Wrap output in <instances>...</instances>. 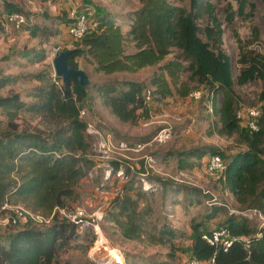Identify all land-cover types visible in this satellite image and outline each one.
I'll return each mask as SVG.
<instances>
[{"label":"trees","instance_id":"1","mask_svg":"<svg viewBox=\"0 0 264 264\" xmlns=\"http://www.w3.org/2000/svg\"><path fill=\"white\" fill-rule=\"evenodd\" d=\"M138 1L140 7L127 15L130 25L126 33L121 31L114 14L106 11L92 14L96 26L69 41L68 49L72 51L67 57L68 65L83 69L77 61L81 58L93 72L103 74L134 73L156 66L147 84L124 79L94 85L101 103L121 122L147 119L149 101L171 96L184 98L198 85L207 87L214 116L209 133L235 136L244 148L224 159L222 151L211 147L179 151L175 154L177 167L191 168L206 154L218 155L224 163L217 177L219 188L228 191L241 208L264 214V55L240 48L238 70L233 75L230 57L222 48L221 22L210 0H187V9L166 0ZM234 2L238 14L248 4L247 0ZM0 11L23 13L11 0H0ZM232 12L228 5L225 15L228 24L232 22ZM63 14L65 28L70 19L67 11ZM203 15L207 22L199 27L197 20ZM126 42L132 43L131 51L126 50ZM172 47L179 50V55L166 59ZM42 58L38 52L30 61ZM32 79L37 84L25 93L28 101H23L17 92L0 96V110L6 117L5 127L0 130V207L6 204L47 216L54 207L72 206L77 198V183L94 165L87 124L79 115L87 91L72 77L62 82L51 71L36 72ZM10 80L0 77V87ZM247 84L258 86L256 102L260 115L255 132L236 118V111L243 105L235 109L233 87ZM19 113L37 116L39 120L30 128L18 129L15 119ZM184 189L176 185L173 192H198L192 189L186 193ZM137 200L124 194L112 207L115 211L111 220L126 239L137 240L141 236L144 215L137 209ZM217 210L213 206L206 217L212 218ZM0 212L12 214L9 209ZM10 227V231L0 234V264H60L58 254L79 245L80 233L90 228L77 231L75 225L56 215L47 224L30 221ZM222 227L232 237L245 240L234 239L226 250H215L201 239L203 230L195 223L191 227L190 258L211 260L210 264H264V227L255 230L248 218L235 214L226 217ZM92 240L83 245L84 249L89 248Z\"/></svg>","mask_w":264,"mask_h":264},{"label":"rangeland","instance_id":"2","mask_svg":"<svg viewBox=\"0 0 264 264\" xmlns=\"http://www.w3.org/2000/svg\"><path fill=\"white\" fill-rule=\"evenodd\" d=\"M26 17V24L19 30H5L0 25V77L11 80L0 87V96L17 92L23 101L25 93L37 82L32 74L52 71L48 52L52 45L60 50L69 44L63 11L87 10L91 15L102 11L114 14L121 31L126 33L130 25L129 13L140 7L138 0H11ZM170 4L188 8L187 0H166ZM55 4L52 10L47 3ZM221 22L222 48L231 60L232 74L238 70L236 63L240 48L253 49L264 55V2L247 0L241 14L236 11L234 0H210ZM233 11L231 23L225 20L226 8ZM207 22L205 15L197 20L199 27ZM202 37V36H201ZM131 51L132 43L126 42ZM165 57L179 55L170 48ZM42 53L39 61H30L35 53ZM86 73L88 84L81 118L86 122L89 153L94 165L76 185L77 198L72 206L84 210L85 219L97 222V231L88 226L80 233V246L70 247L58 254L60 264H186L190 258L192 224L198 223L202 233L222 226L230 214L248 218L256 230L264 227V214L251 208H241L232 195L217 184L218 174L205 172L208 154L195 161L191 168L180 169L176 164V152L194 148L211 147L229 157L244 146L235 136L225 137L209 133L214 116L208 102L209 90L198 85L188 96L166 97L162 101H149V116L135 123L121 122L101 103L95 84L111 80L145 82L156 66L144 67L134 73L93 72L91 66L77 58ZM195 86V84H194ZM147 88H151L147 85ZM236 106H258L256 84L234 86ZM197 92L198 95L192 94ZM217 99H221L217 96ZM39 117L19 113L15 122L18 129L36 125ZM6 117L0 110V130ZM43 127L41 124H38ZM185 187L187 193L173 192L174 186ZM126 194L137 198V209L144 218L141 236L137 240L123 238L111 220L116 199ZM187 195V196H186ZM213 206L218 210L212 218L206 217ZM7 212H0V234L11 230L4 221ZM99 215V219H94ZM82 231V230H80ZM103 246L112 249L108 256L103 248L92 251L98 235ZM85 235V236H84ZM93 238L88 249L83 245ZM101 251V252H100Z\"/></svg>","mask_w":264,"mask_h":264},{"label":"built area","instance_id":"3","mask_svg":"<svg viewBox=\"0 0 264 264\" xmlns=\"http://www.w3.org/2000/svg\"><path fill=\"white\" fill-rule=\"evenodd\" d=\"M46 1V0H44ZM47 5L55 10V4L47 3ZM67 18L70 19L68 25H66V32L70 39L79 38L86 30L94 28L96 26L95 21L92 16L87 11L76 12L74 9H67ZM26 24V17L21 12H5L1 11L0 14V25L5 30H19L23 25ZM60 50L58 45H52L49 49L48 55L52 59ZM192 94L198 95L197 92ZM83 114V110H80L79 115ZM260 111L257 107L240 106L236 111V118L240 121L241 125L250 131H257L259 128L258 117ZM205 172L210 174H219L224 168V163L218 155H209L206 159L205 165L203 166ZM2 209H9L12 214H8L4 217V221L7 225L17 227L28 222H33L36 224H47L52 215H56L60 219H63L69 223L76 226V230L80 231L84 227L93 226L94 230L97 231V222L91 224V222L85 219L84 210L78 206L69 207H54L51 213L47 216L29 213L19 207H10L3 204L0 207ZM99 219V215H96L94 219ZM201 239L208 245L214 247L215 250H226L234 239L239 241H244V237L234 238L232 237L225 227H218L208 232L201 233ZM211 260L208 262H201L195 258H189L186 264H210Z\"/></svg>","mask_w":264,"mask_h":264},{"label":"water","instance_id":"4","mask_svg":"<svg viewBox=\"0 0 264 264\" xmlns=\"http://www.w3.org/2000/svg\"><path fill=\"white\" fill-rule=\"evenodd\" d=\"M71 51L72 50L68 48L63 49L51 59L53 74L56 77H59L62 82L67 78L72 77L79 86L85 87L88 84V78L85 72L79 68H72L67 63V57Z\"/></svg>","mask_w":264,"mask_h":264},{"label":"bare ground","instance_id":"5","mask_svg":"<svg viewBox=\"0 0 264 264\" xmlns=\"http://www.w3.org/2000/svg\"><path fill=\"white\" fill-rule=\"evenodd\" d=\"M98 229H97V233H98ZM104 239L103 237L101 236V234L98 235V238H97V241L95 243V247L92 248V251H95L96 249L98 250V247H101L103 248V250L105 251V253L108 255V256H112V249H110L109 247H106V246H103L105 245L104 244ZM101 252V251H100Z\"/></svg>","mask_w":264,"mask_h":264},{"label":"crops","instance_id":"6","mask_svg":"<svg viewBox=\"0 0 264 264\" xmlns=\"http://www.w3.org/2000/svg\"><path fill=\"white\" fill-rule=\"evenodd\" d=\"M0 14H1V11H0ZM64 47L69 48V44L68 45L64 44Z\"/></svg>","mask_w":264,"mask_h":264}]
</instances>
